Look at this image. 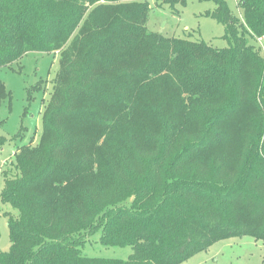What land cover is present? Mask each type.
<instances>
[{
	"label": "trees",
	"instance_id": "16d2710c",
	"mask_svg": "<svg viewBox=\"0 0 264 264\" xmlns=\"http://www.w3.org/2000/svg\"><path fill=\"white\" fill-rule=\"evenodd\" d=\"M147 1L0 0V67L58 54L38 140L3 172L17 215L0 264H181L264 241V0H237L240 16L206 0L223 48L149 30ZM98 231L132 253L82 254Z\"/></svg>",
	"mask_w": 264,
	"mask_h": 264
},
{
	"label": "rangeland",
	"instance_id": "374dc122",
	"mask_svg": "<svg viewBox=\"0 0 264 264\" xmlns=\"http://www.w3.org/2000/svg\"><path fill=\"white\" fill-rule=\"evenodd\" d=\"M166 0H148L146 26L165 36L204 41L213 48L228 45L222 37L224 26L205 15L215 8L212 1L185 0L173 6ZM232 13L240 16L237 0H225ZM259 50L260 39L247 37ZM262 52V51H261ZM58 69V54L54 52H27L9 66L0 67V81L10 92V102L0 105V191L4 185L3 172L8 171L16 148L24 143L37 142L41 130V114L52 91ZM129 202V201H128ZM16 216V210L0 201V251L9 248L7 218ZM100 231L90 235L81 248L89 257L126 259L132 253L130 246H105L99 242ZM181 264H264V241L248 235L231 236L213 242L205 250L189 256Z\"/></svg>",
	"mask_w": 264,
	"mask_h": 264
}]
</instances>
